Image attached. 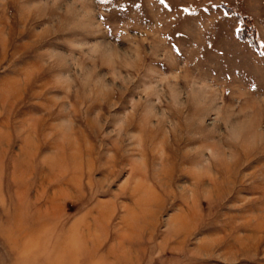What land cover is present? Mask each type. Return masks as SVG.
<instances>
[{"label": "rangeland", "instance_id": "rangeland-1", "mask_svg": "<svg viewBox=\"0 0 264 264\" xmlns=\"http://www.w3.org/2000/svg\"><path fill=\"white\" fill-rule=\"evenodd\" d=\"M0 253L264 264V0H0Z\"/></svg>", "mask_w": 264, "mask_h": 264}, {"label": "clouds", "instance_id": "clouds-1", "mask_svg": "<svg viewBox=\"0 0 264 264\" xmlns=\"http://www.w3.org/2000/svg\"><path fill=\"white\" fill-rule=\"evenodd\" d=\"M0 199V203H2ZM0 264H18V261H12L8 254L0 253Z\"/></svg>", "mask_w": 264, "mask_h": 264}]
</instances>
